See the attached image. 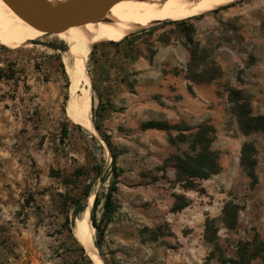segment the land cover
Instances as JSON below:
<instances>
[{"label": "rangeland", "instance_id": "1", "mask_svg": "<svg viewBox=\"0 0 264 264\" xmlns=\"http://www.w3.org/2000/svg\"><path fill=\"white\" fill-rule=\"evenodd\" d=\"M237 1L92 44L94 132L66 112L61 40L0 47V264H85L74 230L95 195L105 264H264L251 258L264 244V121L244 135L234 112L264 116V0ZM201 124L220 165L204 192L173 168Z\"/></svg>", "mask_w": 264, "mask_h": 264}, {"label": "bare ground", "instance_id": "2", "mask_svg": "<svg viewBox=\"0 0 264 264\" xmlns=\"http://www.w3.org/2000/svg\"><path fill=\"white\" fill-rule=\"evenodd\" d=\"M55 8L76 0H43ZM237 0H122L94 18L84 19L77 26L50 34L66 46L65 70L70 81L66 112L69 117L94 132L90 118V79L86 61L92 44L115 40L140 29L161 24L184 16H198L231 5ZM38 2V1H36ZM42 32L30 27L3 0H0V47L20 46L36 39ZM94 197L87 199V209L76 223L74 236L83 245L94 264H105L93 243L94 226L90 220V208Z\"/></svg>", "mask_w": 264, "mask_h": 264}, {"label": "trees", "instance_id": "3", "mask_svg": "<svg viewBox=\"0 0 264 264\" xmlns=\"http://www.w3.org/2000/svg\"><path fill=\"white\" fill-rule=\"evenodd\" d=\"M176 19L170 20L175 21ZM167 21V22H170ZM153 28L149 29L147 32H151ZM127 36L122 39L125 40ZM111 42H117L115 40H109ZM238 110V111H237ZM237 116L238 125L240 131L244 135H248L251 132H256L263 129L264 116H251L249 111L242 110V106H237L236 111H234ZM95 128L99 130V126L95 123ZM179 131H184L179 129ZM214 130L208 124H201L196 127V131L189 135L190 141H188V147L190 148V153L183 152L181 155H175L174 158L176 163L173 165V168L176 172V177L179 182H184L183 188H194L200 192H204V188L200 187V181L209 178L213 174H217L220 171V165L218 163V155L212 151L211 143L213 142L214 137L210 135ZM184 138L183 133H179L178 138ZM105 141V139H104ZM171 142H174L173 139H170ZM107 143V141H105ZM108 144V143H107ZM254 152V147L245 143L241 148V157L240 162L242 166L255 164V161L252 158ZM251 155V156H250ZM111 169L115 171V157L112 155L111 158ZM250 178L254 179L253 173H248ZM116 178L115 175L111 179V182L108 186V192L106 193L103 201V216L107 215L111 211V194L115 190ZM99 197L95 195L90 220L94 228L98 232V239L95 241V246L98 247L99 239L102 235V229L99 224L96 223L95 210L99 205ZM186 204L181 201L175 205L176 210L184 208ZM227 207V206H226ZM224 206L223 213L225 218L229 217L227 210ZM227 221V219H226ZM77 243V241L75 240ZM261 247H258L256 251L251 255V258H255L258 254H264V244L260 243ZM261 248V249H259ZM77 250L80 252V258L84 261L85 264H93L89 257L86 255L82 245L77 243ZM244 262V261H242ZM244 264V263H241Z\"/></svg>", "mask_w": 264, "mask_h": 264}, {"label": "water", "instance_id": "4", "mask_svg": "<svg viewBox=\"0 0 264 264\" xmlns=\"http://www.w3.org/2000/svg\"><path fill=\"white\" fill-rule=\"evenodd\" d=\"M3 1L34 30L58 34L84 19L94 18L122 0H76L55 8L45 5L43 0Z\"/></svg>", "mask_w": 264, "mask_h": 264}]
</instances>
